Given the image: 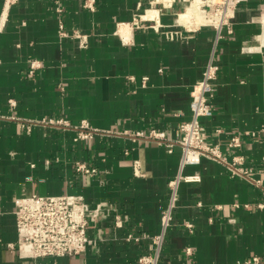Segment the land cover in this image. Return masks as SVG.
<instances>
[{
    "label": "crops",
    "instance_id": "0c3cea01",
    "mask_svg": "<svg viewBox=\"0 0 264 264\" xmlns=\"http://www.w3.org/2000/svg\"><path fill=\"white\" fill-rule=\"evenodd\" d=\"M58 1L59 12L55 0H0V264H138L155 254L178 175L199 181L178 183L157 264L264 260V0H229L221 25L224 14L217 24L203 0H93V11L83 7L90 0ZM197 3L195 19L179 20ZM210 60L218 72L205 142L228 163L241 157L237 166L261 187L207 158L180 168L177 144L168 152L123 135L159 130L176 142ZM33 61L40 67L29 74ZM48 120L70 127H21ZM82 122L98 133L78 139ZM245 132L256 136L227 147ZM77 163L98 175L78 174ZM31 194L106 204L88 229L93 246L63 258L10 249L18 240L15 200Z\"/></svg>",
    "mask_w": 264,
    "mask_h": 264
},
{
    "label": "built area",
    "instance_id": "2783aa9c",
    "mask_svg": "<svg viewBox=\"0 0 264 264\" xmlns=\"http://www.w3.org/2000/svg\"><path fill=\"white\" fill-rule=\"evenodd\" d=\"M15 2L17 0H5V3L8 5L14 4ZM58 2V0H55V3H57V12L60 11ZM203 3L206 6H213L216 4V0H205ZM228 6L229 0H222L211 12L212 17L213 15L224 14L219 25L226 21ZM83 7L93 11L95 8L94 1H86ZM134 24L137 25L135 22ZM61 34L62 36H66L62 32ZM39 67L37 62H30L29 74H33ZM217 72L218 67L210 60L202 73L201 80L191 89V118L180 124V137L176 142L170 141L165 133L159 130H149L147 133L139 131L133 133L124 132L123 135L133 140L143 139L158 145H163L167 148L168 152H172L174 144H177L182 152L180 168H183L186 164H198L201 158H207L225 164L232 175L249 179L257 187H261V181L254 180L250 170H244L240 166H237L241 164V157H233L232 162L228 163L217 145H209L205 142L202 120L212 115L211 99L213 97L214 81L217 78ZM146 80L147 78L142 79L143 84H145ZM10 105L14 106L15 104L11 101ZM34 125L61 128L70 127L69 124L62 120H48L42 123L27 125L22 124L21 127L26 132H29ZM74 129L78 131L77 138L81 140L91 138L94 134L98 133L97 130L88 127L86 122H82L80 126ZM216 132L219 133L220 130ZM255 136V132L234 135L227 142V147L232 150L239 149L245 137ZM261 162L262 167H264V158H262ZM76 172L93 177L98 175L97 170L83 163L76 164ZM180 181L197 182L199 181V177L197 175L187 177L178 175L177 178L169 183L171 198L168 207L162 212V232L154 238L156 243L155 254L154 256L142 255L138 259V264H157L164 233L171 224L172 211L177 200V186ZM105 207L106 204L90 206L82 195H24L15 200L14 215L18 240L16 244L9 245L8 247L12 250H17L18 254L23 258H63L79 256L89 245L93 246L94 242L89 239L88 229L100 219ZM259 207L264 206L261 204ZM115 219L116 225H118L119 218L116 217ZM184 226L191 232V224L185 223ZM126 240L138 241V238L129 235ZM187 253L189 254V251ZM236 264H264V260L254 256Z\"/></svg>",
    "mask_w": 264,
    "mask_h": 264
},
{
    "label": "bare ground",
    "instance_id": "6f19581e",
    "mask_svg": "<svg viewBox=\"0 0 264 264\" xmlns=\"http://www.w3.org/2000/svg\"><path fill=\"white\" fill-rule=\"evenodd\" d=\"M197 1H198V0H197ZM198 4H199V3H197V5H196L195 8H193V9H189L185 15H179V20H183V19L185 18V19H187V20L190 21L192 18H194V17L196 16V14H198V13H197V12H198V11H197ZM222 16H223V14H222V15H220V14L215 15V18H214L213 20H214L217 24H219L218 21L221 20ZM194 19H195V18H194ZM183 21H184V20H183ZM187 22H188V21H187Z\"/></svg>",
    "mask_w": 264,
    "mask_h": 264
},
{
    "label": "rangeland",
    "instance_id": "374dc122",
    "mask_svg": "<svg viewBox=\"0 0 264 264\" xmlns=\"http://www.w3.org/2000/svg\"><path fill=\"white\" fill-rule=\"evenodd\" d=\"M203 2H205V0H203ZM221 2H222V0H217V5L215 4V5H213V7H215V6L217 7L218 4L221 3ZM210 6H211V5H210Z\"/></svg>",
    "mask_w": 264,
    "mask_h": 264
}]
</instances>
